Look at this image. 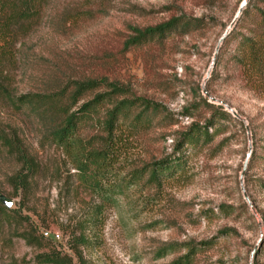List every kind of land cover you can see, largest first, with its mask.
Wrapping results in <instances>:
<instances>
[{"label":"rangeland","instance_id":"rangeland-1","mask_svg":"<svg viewBox=\"0 0 264 264\" xmlns=\"http://www.w3.org/2000/svg\"><path fill=\"white\" fill-rule=\"evenodd\" d=\"M241 1H9L0 12V136L6 140L0 143V196L10 200L8 207L0 202V264H35V255L51 249L73 264H171L186 246L195 249L189 264H264V65L228 63L235 40L221 65L211 64ZM173 16L197 18L199 26L124 47L131 28ZM86 81L97 86L71 110L103 92H114L111 101L160 105L150 123L117 131L116 153L102 179L105 188L115 186L106 202L50 141L55 107L10 102L32 93L69 105L73 84ZM203 89L234 110L248 133L243 123L219 120L207 129L209 141L183 145L172 155L178 158L173 168L149 180L154 162L173 160L180 132L190 123L205 126L210 110L199 98L218 103ZM110 105L104 101L79 124L76 136L86 149L105 136L101 122ZM248 145L255 155L240 178ZM29 162L20 187L15 178Z\"/></svg>","mask_w":264,"mask_h":264},{"label":"trees","instance_id":"trees-1","mask_svg":"<svg viewBox=\"0 0 264 264\" xmlns=\"http://www.w3.org/2000/svg\"><path fill=\"white\" fill-rule=\"evenodd\" d=\"M9 1L0 0V12L6 8ZM25 1L28 2L29 0ZM0 18H2L1 13ZM199 21L197 18L173 16L164 22L152 26L131 28L132 35L125 41L124 47L139 45L152 38H163L177 29L187 32L198 27ZM231 40H235L236 43L231 48V52H229L228 63H238L251 68L264 65V0L245 1L232 27L218 45L213 59L214 67L221 65L223 56L227 50V44ZM73 85V90L69 95L71 103L69 105L60 104L59 98L53 95H37L32 93L16 95L10 102L15 108L23 105L33 106L34 103L44 102H48L55 107V111L59 116L57 123L52 125L47 132L50 141L67 154L71 166L79 175L80 181L88 185L102 198L104 197L102 201L106 202L109 191H113L115 186L111 185L105 188L102 185V179L104 172L110 168L112 157L116 153L117 140L115 137L117 131L124 125L127 130H136L139 126L150 123L151 114L158 112L160 105L142 98H122L111 101V94L114 92H103L94 94L92 98L80 103L76 109L71 110L70 107L76 103L79 96L85 91L96 87L97 83L95 81H86L75 82ZM116 90L117 88H112V91ZM104 101L111 102L110 107L105 110L104 118L101 122V128L105 136L100 139L97 148L86 149L81 140L77 138L76 130L82 119L89 116ZM199 102L210 110V115L206 120L205 126L200 127L195 123H190L184 131L179 133L177 140L173 143L171 156L177 153L183 145L195 144L200 139L206 142L209 141L212 134L207 129L208 127H213L219 120L230 119L238 125H242L240 120L231 116L221 105L209 102L204 97H200ZM138 107L139 109L135 110ZM0 143H6L3 136H0ZM8 144L9 146L11 145L10 142ZM254 155L255 152L252 149L246 163V169ZM172 158L173 160L168 157L154 162L148 171V179L154 181L158 179L159 175L169 172L173 168V163L178 161V158L174 156ZM30 169H32V162H29L25 171L21 170L17 173L15 179L20 187L23 186V183L30 174ZM141 170H138L137 176L140 175ZM3 209L0 204V214ZM78 239L81 243L86 242V238L83 235L78 236ZM194 250V246H186V252L172 260L171 264H189ZM35 264L73 263L71 257L67 254L61 253L56 249H51L48 252L35 255Z\"/></svg>","mask_w":264,"mask_h":264},{"label":"water","instance_id":"water-1","mask_svg":"<svg viewBox=\"0 0 264 264\" xmlns=\"http://www.w3.org/2000/svg\"><path fill=\"white\" fill-rule=\"evenodd\" d=\"M246 0H242L241 3L239 4L237 10H236V13L233 17V19L231 20V22L229 23V25L226 27V29L223 31V33L220 35V37L218 38V42H217V46L215 47L214 51H213V55H212V58H211V64L213 63V59H214V56H215V53H216V50L218 48V45L220 44L222 38L225 36V34L228 32V30L230 29V27L233 25V22L236 18V16L240 13L241 11V8L243 7L244 3H245ZM202 92L205 94V96L210 100V101H215L216 103H218L219 105H222L224 107H226V109L228 110V112L235 118H237L238 120H240L243 125H244V129L246 131V133H248V126L246 125V123L241 119L239 118L238 114L232 110L231 108H229L223 101L221 100H216L214 99L213 97L209 96L206 91L203 89ZM250 151H251V147L250 145H248L247 147V151H246V154H245V158H244V161H243V164H242V169H241V174H240V178L246 168V163H247V160H248V157H249V154H250ZM241 192H242V197L244 200H246V202L249 204V201L247 200V196L245 195L244 193V190L241 186L240 188ZM0 202L8 207L10 205V200L4 198L3 196H0ZM262 243V237H259V239L257 240L256 244L253 246L251 252H250V257H252L253 255H255L258 247L261 245Z\"/></svg>","mask_w":264,"mask_h":264},{"label":"built area","instance_id":"built-area-1","mask_svg":"<svg viewBox=\"0 0 264 264\" xmlns=\"http://www.w3.org/2000/svg\"><path fill=\"white\" fill-rule=\"evenodd\" d=\"M47 233L46 232H43V235H46ZM54 237L57 238V234H54Z\"/></svg>","mask_w":264,"mask_h":264}]
</instances>
